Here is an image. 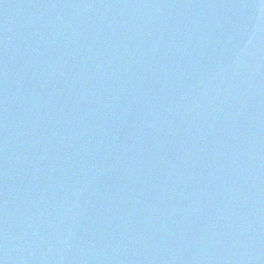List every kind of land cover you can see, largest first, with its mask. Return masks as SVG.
<instances>
[{"label":"water","instance_id":"95a60500","mask_svg":"<svg viewBox=\"0 0 264 264\" xmlns=\"http://www.w3.org/2000/svg\"><path fill=\"white\" fill-rule=\"evenodd\" d=\"M0 264H264V0H0Z\"/></svg>","mask_w":264,"mask_h":264}]
</instances>
